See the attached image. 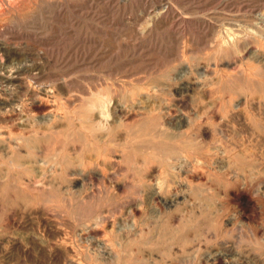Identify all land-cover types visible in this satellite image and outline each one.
<instances>
[{"label": "rangeland", "instance_id": "1", "mask_svg": "<svg viewBox=\"0 0 264 264\" xmlns=\"http://www.w3.org/2000/svg\"><path fill=\"white\" fill-rule=\"evenodd\" d=\"M63 1L7 30L18 57L1 74L44 69L41 83L24 76L29 90L0 82L4 144L31 137L39 158L0 171V264H264V0ZM100 93L107 115L92 116L109 132L85 114ZM65 152L91 176L55 175Z\"/></svg>", "mask_w": 264, "mask_h": 264}, {"label": "bare ground", "instance_id": "2", "mask_svg": "<svg viewBox=\"0 0 264 264\" xmlns=\"http://www.w3.org/2000/svg\"><path fill=\"white\" fill-rule=\"evenodd\" d=\"M129 1V0H128ZM40 6H42L44 9H45V11H43V10H41L42 12H40V13H37V11H38V9H39V7ZM67 6V4H65L64 3V1L63 0H0V53H1V56H3V58L2 57H0V71L2 70V68H3V66H4V64L5 63H10L12 60H13V58H15V57H18L17 56V54L15 53V51H12L11 49H9L8 47H7V45H6V43H5V39H7V34H8V32H7V30H10V24L12 23H14V22H18V23H21V22H27L28 23V21H30V20H33V19H35L36 17L35 16H37L36 14H40L39 15V17L40 16H44L45 14V17H47L48 19H52V18H54V16H56L57 17V15L60 13V12H62L63 11V9L65 8ZM166 10V9H165ZM39 12V11H38ZM45 17H44V19H45ZM40 19L42 20V18L40 17ZM49 21V20H48ZM35 23V22H34ZM33 23V24H34ZM18 25V24H17ZM30 27V26H29ZM26 28V27H25ZM31 29H32V33H30V34H32V35H34L35 36V38L36 37H38L39 35L42 37V36H44L45 34H46V32H43V31H37V27H31ZM30 29V30H31ZM39 30V29H38ZM27 33V32H26ZM47 36V35H46ZM29 37H31V36H28V38ZM32 38V37H31ZM8 40V39H7ZM241 44V43H240ZM220 47V46H219ZM236 47V46H235ZM215 53V52H214ZM22 57V56H21ZM28 58V57H27ZM30 58H32V57H30ZM27 60V59H26ZM31 60V59H30ZM29 60V61H30ZM22 66V65H21ZM20 66V67H21ZM17 68V67H16ZM4 69V68H3ZM43 69H44V65H42L41 63L39 64V63H37V61L35 62V61H32L31 60V64H29L28 63V65H25L24 64V66L23 67H21V69H16V70H14V71H12L11 72V74L9 73V75L7 74V75H5L4 73L3 74H1V72H0V82H2L3 84H6V85H8V86H12V87H16V88H18V89H21V91H22V89H26V90H29L30 89V87L31 86H29L28 85V83H27V81H26V77H24L25 75L27 76V77H30V79L32 78L33 80H35L36 82H39V83H41L40 82V80L42 79V77L41 76H43L42 75V73H43ZM4 71V70H3ZM7 71V70H6ZM246 71V70H245ZM246 73V77H247V79L248 80H253L254 78H255V75L256 74H254V73H252L251 72V70L250 69H248V71H246L245 72ZM243 76H245V75H243ZM66 77V76H65ZM31 79V80H32ZM32 80V81H33ZM30 81V80H29ZM28 81V82H29ZM53 81V80H52ZM237 81V80H236ZM1 83V84H2ZM43 83V82H42ZM65 83V82H64ZM63 84V83H62ZM37 85V84H36ZM39 85H41V84H39ZM64 85V84H63ZM62 85V86H63ZM32 86H34L33 84H32ZM51 86V85H50ZM57 86H59L58 84H57ZM6 87V86H5ZM11 87V88H12ZM0 88H1V86H0ZM7 88V87H6ZM16 90V89H15ZM53 90V89H52ZM34 91H35V89H34ZM15 92V91H14ZM110 92V91H109ZM132 93V92H131ZM28 94V93H27ZM32 94V93H31ZM93 94V93H92ZM101 94V93H100ZM100 94H97L96 96H93V98L92 99H90V101L88 102V104L86 105V113L85 114H88L87 115V118L88 119H90V123H91V125H90V130L92 131V130H97V129H100L101 131L102 130H104V129H110L109 127H107L106 126V124L101 120V121H99V122H97V120H96V123H95V117H93V116H95V112L97 111L98 113H100V114H102V115H107V110H108V104H109V99H108V97H105V95L103 96L102 94L100 95ZM53 95V94H52ZM133 95V94H132ZM17 96V95H16ZM134 97L136 96V95H133ZM26 97V96H25ZM41 97H42V95H41ZM48 96H46V98H40L41 100L38 102V104H36V102H35V104H33L32 106H34V107H40L41 105H48L49 104V102H48V99L49 98H47ZM52 98H54L55 100H57L58 98L55 96V97H52ZM138 98V97H137ZM12 99V98H11ZM16 99V98H15ZM59 99H61V97L59 98ZM53 100V99H52ZM54 100V101H55ZM62 100V99H61ZM60 100V101H61ZM7 101V100H6ZM27 101V100H26ZM71 101V100H70ZM177 102V101H176ZM57 103V102H56ZM55 103V104H56ZM228 103V102H227ZM19 104V103H18ZM25 104H26V102H25ZM24 104V105H25ZM60 104V103H59ZM65 104V103H64ZM84 105V104H83ZM19 106V105H18ZM29 106V105H28ZM54 106V105H53ZM65 106V105H64ZM60 107V106H59ZM81 107V106H80ZM57 108V107H56ZM174 108V107H173ZM176 108V107H175ZM31 109H33L32 107H31ZM53 109V108H52ZM57 109H55V111H56ZM18 111V110H17ZM32 111V110H31ZM36 111V110H35ZM39 111V110H38ZM50 112V111H49ZM61 112V111H60ZM113 112V111H112ZM134 112V111H133ZM160 112V111H159ZM158 112V113H159ZM35 113V112H34ZM52 113V112H51ZM56 113H57V111H56ZM67 113V112H66ZM77 113V112H76ZM8 114V113H7ZM31 114V113H30ZM38 114V113H37ZM52 114H54V113H52ZM108 114H109V112H108ZM128 114V113H127ZM160 114V113H159ZM56 115V114H55ZM69 115V114H68ZM80 115V114H79ZM84 115V114H83ZM93 115V116H92ZM110 115V114H109ZM130 115V114H129ZM128 115V116H129ZM2 116V115H1ZM57 116V115H56ZM55 116V118H53L52 120L54 121V119H55V122L52 124V125H54L55 127L54 128H56V126H57V128H58V125H60V123L61 122H63L65 119H68L67 117H65V119L63 118V117H61V118H63L64 120H57L58 119V117H56ZM85 116V115H84ZM92 116V117H91ZM140 116V115H139ZM187 116V115H186ZM70 117V116H69ZM86 117V116H85ZM101 118H107V117H102V116H100ZM123 117V116H122ZM130 117V116H129ZM129 117H126L125 119H128ZM158 117H161V116H158ZM157 117V118H158ZM163 117H165V116H163ZM163 117H161V118H163ZM142 118V117H141ZM153 118V117H152ZM180 118V117H179ZM83 119H84V117H83ZM137 119V118H136ZM150 119V118H149ZM164 119V118H163ZM181 119H182V116H181ZM20 120H22V119H20ZM87 120V119H86ZM154 120V119H153ZM153 120H151V122L153 121ZM183 121H184V123L185 124H192V119H191V116L189 117H183V119H182ZM84 121V120H83ZM164 121V120H163ZM51 122V121H50ZM123 122V121H122ZM125 122V121H124ZM131 122V121H130ZM154 122V121H153ZM152 122V123H153ZM167 122V121H166ZM71 123H72V121H71ZM70 123V124H71ZM158 123V122H157ZM162 123V122H161ZM160 123V124H161ZM69 124V125H70ZM88 124V123H87ZM156 124V123H155ZM165 124V123H164ZM193 124H195V123H193ZM192 124V125H193ZM32 125V124H31ZM50 125H51V123H50ZM76 125V124H75ZM166 125V124H165ZM182 125H183V123H182ZM84 126V125H83ZM158 126V125H157ZM162 126H163V123H162ZM189 126V125H188ZM74 127V126H73ZM152 127H154V126H152ZM160 127V126H159ZM158 127V128H159ZM181 127H183V126H181ZM33 128V127H32ZM35 129H36V127H34ZM38 128V127H37ZM52 129H49V126H48V130H51L50 132H52V130H53V127H51ZM79 128V127H78ZM84 128V127H83ZM86 128V127H85ZM112 128V127H111ZM155 128V127H154ZM163 128V127H162ZM180 127H178V129H179ZM195 128V127H194ZM27 129V128H26ZM106 129V131H108ZM156 129V128H155ZM202 129V128H201ZM34 130V129H33ZM81 130V129H80ZM86 130H89V129H87L86 128ZM111 130V129H110ZM157 130V129H156ZM198 130H199V128H198ZM4 131V130H3ZM36 131V130H35ZM35 131H32V132H34L35 134L37 133V132H35ZM41 131V130H40ZM39 131V132H40ZM69 131H71V130H69ZM105 131V130H104ZM105 131V132H106ZM150 131V130H149ZM196 131H197V129H196ZM202 132H203V130H201ZM6 132V131H5ZM47 132V131H46ZM88 132V131H87ZM93 132H97V131H93ZM109 132V131H108ZM30 133V132H29ZM55 133L56 132H54V134H52L53 136L55 135ZM198 133H200V132H198ZM2 134V133H1ZM69 133H66V137L67 136H69V135H71V134H69ZM89 134V133H88ZM92 134V133H91ZM195 134V133H194ZM200 134H202V133H200ZM30 135H31V133H30ZM32 135H34V134H32ZM37 135H40V134H37ZM37 135H36V137H37ZM42 135H44V134H42ZM49 135H51V134H49ZM94 135V134H93ZM93 135H89V136H91V137H94ZM56 136H57V133H56ZM59 136V135H58ZM57 136V137H58ZM65 136V135H64ZM12 137V136H11ZM33 137V136H32ZM50 137V136H49ZM125 137H127V136H125ZM31 137H26L25 135L22 137V138H20V139H18V141L17 140H15L14 142H13V145H11V144H9V142H8V144L7 145H5L6 143L4 142L5 140H3L4 138L2 137V136H0V152H5V150H6V153L8 154V153H10L9 155H11V157H14V159H9L10 161H5V162H3V161H0V171L2 170L3 171V168H8V169H12V170H18L19 172H20V170L21 169H23V170H25V168H26V170L27 169H31V168H33L34 167V165H37L38 164V161H39V158H37L36 157V153L37 152H34L35 151V147L32 145V143L31 142H33V140L32 139H30ZM38 138H40V137H38ZM38 138H36L37 139V141L39 140ZM43 138V137H42ZM128 138V137H127ZM34 141H35V136H34ZM92 139V142H90V141H88V140H86V141H88V143L87 144H85L86 145V148H85V145H84V147H82L83 149L85 148V149H88V148H90V149H92L91 147H94L95 146V143L96 142H94L93 140L95 139H93V138H91ZM106 140V139H105ZM37 141H35V142H37ZM95 141H96V139H95ZM154 141V140H153ZM7 142V141H6ZM34 142V143H35ZM40 142V141H39ZM70 142V141H69ZM79 142V141H78ZM136 142V141H135ZM173 142V141H172ZM5 143V144H4ZM133 143V142H132ZM127 144V143H126ZM30 146V149L31 150H29L30 151V153H29V155H27V158H28V156H30L29 157V159L32 157V155H34V158L35 159H37V161L35 160H33L32 162H30L31 164H29V163H27V164H29V165H27V164H25V163H23V162H21L20 160H21V158H23L22 156H20L21 155V150H22V148H24V146L26 147V146ZM75 145V144H74ZM94 145V146H93ZM98 145V144H97ZM133 145V144H132ZM96 147V146H95ZM81 148V149H82ZM102 148V147H101ZM29 149V148H28ZM94 149H96V148H94ZM170 149V148H169ZM65 150V149H64ZM67 150V149H66ZM95 151V150H94ZM107 151V150H106ZM172 151V150H171ZM24 152V151H23ZM28 152V151H27ZM79 151H77V153H78ZM82 152V151H81ZM86 152H89V149L86 151ZM91 152V151H90ZM124 152V151H123ZM163 152H164V150H163ZM166 152V151H165ZM168 152V151H167ZM166 152V153H167ZM173 152V151H172ZM186 152V151H185ZM192 152V151H191ZM73 153V152H72ZM170 153V152H169ZM230 153V152H229ZM27 154V153H26ZM67 154H68V152H67ZM96 154V153H95ZM175 154V153H174ZM64 154H62V156H63ZM65 155H66V152H65ZM63 156V157H67L68 155H66V156ZM73 154H71V156H72ZM98 155V154H97ZM103 155V154H102ZM26 156V155H25ZM57 156V155H56ZM62 156H60V157H62ZM70 156V155H69ZM68 156V157H69ZM78 156V155H77ZM80 156H82V154L80 153ZM79 156V157H80ZM107 156V155H106ZM166 156H168V155H166ZM188 156V155H187ZM19 157V158H18ZM62 157V158H63ZM63 158V160L64 161H61V162H59V165H60V169H62V175L61 174H55V175H60L62 178H63V181H66V180H69V181H71L72 183H77V181H79V179H81V180H85V178L86 177H89V176H91L90 174H92V173H90V174H88L86 171V167H88L89 166V162L84 158V159H82L83 157H85L84 155H83V157L82 158H77V159H82V160H80L78 163L76 162V158H74V161L72 160L73 159V157H72V159L71 158ZM99 157V156H98ZM103 157V156H102ZM170 157H171V155H170ZM169 157V159L168 160H170L171 158ZM172 157H174V156H172ZM179 157H180V155H179ZM161 158V157H160ZM164 158V157H163ZM183 158V157H182ZM185 158V157H184ZM65 159H67V160H65ZM112 159V158H111ZM187 159V158H186ZM204 159V158H203ZM28 160V159H27ZM89 160V159H88ZM117 160V159H116ZM164 161H165V159H163ZM167 160V161H168ZM78 161V160H77ZM91 161V160H90ZM106 159L104 158L103 159V164L104 163H106ZM110 161V160H109ZM188 161V160H187ZM46 162V161H45ZM168 162H170V161H168ZM40 163V162H39ZM54 163V162H53ZM165 163H166V161H165ZM165 163H164V165H165ZM41 164V163H40ZM91 164V163H90ZM171 164V163H170ZM228 164V163H227ZM203 165V164H202ZM42 166V165H41ZM41 166L40 167H38L39 169H41ZM91 166V165H90ZM89 166V167H90ZM168 166H169V164H168ZM227 167V166H226ZM47 168V167H46ZM54 168V167H53ZM203 168V167H202ZM230 168H231V166H230ZM37 169V168H36ZM36 169H33V170H36ZM42 169H45V168H42ZM60 169H59V172H60ZM26 170H25V172H26ZM32 170V169H31ZM228 170V169H227ZM229 170H231V169H229ZM6 171V170H5ZM17 171V172H18ZM28 171V170H27ZM41 171V170H40ZM109 171V170H108ZM232 171V170H231ZM13 173H14V171H12ZM58 172V171H57ZM193 172V171H192ZM28 173H30V172H28ZM226 173H228V171L226 172ZM231 173V172H230ZM7 174V173H6ZM12 174V173H11ZM35 174V173H34ZM194 174V173H193ZM54 175V174H53ZM102 175L103 176H105L106 174L104 173V171H103V173H102ZM227 175V174H226ZM231 174H228L227 176H230ZM234 175V174H233ZM232 175V176H233ZM235 175H236V173H235ZM34 176V175H33ZM33 176L32 177H30L31 179L33 178ZM52 176V175H51ZM60 176H57V177H60ZM46 176H44V178H45ZM29 178V177H28ZM40 177L38 176V179H39ZM42 178V180L44 179L43 177H41ZM46 178H48V176L46 177ZM198 178H200V177H198ZM233 178V177H232ZM236 178H238V176L236 177ZM34 179H35V177H34ZM51 179V178H50ZM57 179V178H56ZM58 179H60V178H58ZM65 179V180H64ZM91 179V178H90ZM83 180V181H84ZM222 180V179H221ZM31 181V180H30ZM35 181V180H34ZM40 181V179L38 180V182ZM44 182H45V179L43 180ZM47 182H48V180H46ZM61 181V180H60ZM68 181V182H69ZM212 181V180H211ZM26 182V181H25ZM32 182V181H31ZM31 182H26V183H28V185H29V183H31ZM46 182V183H47ZM53 182H55V183H57V181H55V178H54V181ZM67 182V181H66ZM65 182V183H66ZM40 183V182H39ZM42 183V182H41ZM64 183V182H63ZM49 184H51V181H50V183ZM48 184V185H49ZM53 184V186H54V183H52ZM51 184V185H52ZM32 185V184H31ZM34 185V184H33ZM37 185V184H36ZM42 185H43V183H42ZM45 185V184H44ZM68 185V184H67ZM76 185V184H75ZM18 186V185H17ZM59 186V185H58ZM69 186H72V185H69ZM45 187V186H44ZM44 189V188H43ZM203 190V189H202ZM75 193V192H74ZM68 194V196H70V198H71V196L72 195H69V193H67ZM65 195V194H64ZM76 195V194H75ZM156 197H160V195H159V193L156 195ZM62 198H64V197H62ZM73 198V197H72ZM155 198V197H154ZM153 200V199H152ZM177 201V200H176ZM97 217V216H96ZM98 219V218H97ZM107 219V218H106ZM85 220V219H84ZM103 220H104V218H103ZM110 220V219H109ZM91 222V221H90ZM103 222H105V221H103ZM86 223V222H85ZM105 223H107V222H105ZM104 223V224H105ZM110 223V222H109ZM91 225V224H90ZM86 227H87V225H86ZM102 227V226H101ZM98 228H99V225H98ZM99 230V229H98ZM97 230V228L96 227H91V226H89L88 228H87V231H89V232H96V231H98ZM86 231V232H87ZM89 232H87L88 234H89ZM84 233V232H83ZM98 238V237H97ZM99 241V240H98ZM61 243V242H60ZM64 245V244H63ZM66 245V244H65ZM51 246V245H50ZM106 246V245H105ZM108 246V245H107ZM62 247V246H61ZM71 247V246H70ZM66 248V247H65ZM113 249V248H112ZM65 250V249H64ZM68 252V251H67ZM110 252H113L112 250L110 251ZM67 254V253H66ZM77 254V253H76ZM109 255H110V253H109ZM112 255V254H111ZM116 255H119V254H115L114 253V256H116ZM69 256V255H68ZM113 256V255H112ZM117 257V256H116ZM71 258V257H70ZM74 261V260H73ZM118 262V261H117ZM234 264V263H233ZM235 264H237V263H235Z\"/></svg>", "mask_w": 264, "mask_h": 264}]
</instances>
